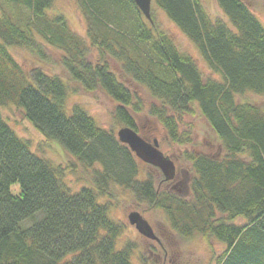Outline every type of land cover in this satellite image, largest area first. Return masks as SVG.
Wrapping results in <instances>:
<instances>
[{
    "label": "trees",
    "instance_id": "16d2710c",
    "mask_svg": "<svg viewBox=\"0 0 264 264\" xmlns=\"http://www.w3.org/2000/svg\"><path fill=\"white\" fill-rule=\"evenodd\" d=\"M54 2L0 0V264H134L133 244L117 247L123 227L111 217L114 188L164 210L177 235L199 233L224 244L217 264H264V26L250 2L217 0L225 17L213 19L203 0H153L151 27L134 0H83L97 23L121 30L129 19L132 27L131 34L119 32V40L88 30L95 61L63 14L47 15ZM154 7L220 78L204 76L159 28ZM19 8L32 21H21ZM143 43L148 50H139ZM22 48L37 60L28 73L12 54ZM49 50L63 52L67 81L44 65ZM108 55L126 78L147 89L148 112L172 143H191L181 122L196 111L219 142L217 154L183 152L190 165L188 195L156 189L151 176L141 179L139 159L117 135L84 106L68 104L71 82L89 93L100 89L116 103V119L139 133L134 114L144 103L111 69ZM10 105L75 163L94 169L88 184L73 191L64 180L66 167L32 151L3 114L1 107ZM71 161L67 167H76ZM158 183L169 182L162 176ZM28 218L35 219L29 226Z\"/></svg>",
    "mask_w": 264,
    "mask_h": 264
},
{
    "label": "rangeland",
    "instance_id": "374dc122",
    "mask_svg": "<svg viewBox=\"0 0 264 264\" xmlns=\"http://www.w3.org/2000/svg\"><path fill=\"white\" fill-rule=\"evenodd\" d=\"M247 1L250 2L251 9L255 12L264 26V0ZM203 3L213 19L225 17L217 0H203ZM18 11L21 15V21H32V16L27 9L19 8ZM112 11L116 13V10L113 9ZM46 13L50 18L58 14L64 15L73 33L80 41L85 43V45L87 44L92 49V53L89 51L90 53L87 55L90 61H95L98 58V50L95 47H91L88 30L99 35L100 38L108 36L111 40H119L120 35L118 33L122 30L131 34L132 27L129 19H124L122 21L123 28L121 30L118 29L115 24L105 25L97 23L95 18L88 13L87 6L83 3V0H55ZM117 14L122 16L121 12ZM154 15L159 28L174 40V43L182 52L192 56L196 60L200 69L204 72V76L213 75L215 79L220 78L218 74H213L206 66L204 59L201 58L195 45L161 9L154 7ZM148 22L152 27L154 22ZM120 42L123 44V41ZM148 46L149 44L143 43L140 45L139 50H148ZM47 52L48 64L44 65L67 81L66 73L60 65L63 52L60 50H49ZM12 54L18 64L27 73L30 72L33 67L38 66L36 64V58L26 49L13 50ZM106 59L115 74L133 92L137 93L144 103V111L139 114H134L139 134L144 139L146 137L150 142L157 139L160 144V150L169 156L176 165V178L172 182L160 185L158 182L163 176L161 170L142 162L138 158L140 178L146 179L151 176L157 180L155 184L156 189L159 187L161 191L169 189L179 194L188 195L190 193V165L184 159L183 152L185 150H195L217 154L220 147L219 142L214 138L210 127L199 112L196 111V114L193 115L185 114L181 122V131L189 133L191 136V143L184 145L172 143L163 126L148 112L152 100L147 89L135 83L133 80L126 78L122 74L119 62L110 55H108ZM70 87L71 90L67 100L69 105L77 103L84 106L100 126L113 131L116 135L121 127L126 126L116 119L114 115L116 103L106 93L100 89L89 93L85 91L81 85L74 82L70 83ZM257 99L259 101L262 100L259 98ZM1 109L15 132L22 138L30 141L32 151L49 159L54 164L66 167L64 180L73 191L88 184L94 172L93 168L75 163L69 153H67L60 144L56 141L45 140V137L25 119L23 112L18 107L10 105L8 107H1ZM194 109L196 110L197 108L194 106ZM70 159L72 160L71 165L73 166L76 164V167H67ZM18 187V184L13 185L12 191L17 192ZM113 197L114 203H112V208L110 209L111 217L123 227L117 238V247L122 248L126 243L133 244L134 251L131 256V261L134 264H217V257L221 255L224 244L215 238L209 242L199 233H194L186 238L177 235L173 231L171 222L164 210L153 208L147 203L139 204L128 190L123 191L114 188ZM133 211L140 212L148 220L156 235L161 239V244L156 240H152L140 234L135 226L131 225L128 216ZM34 221L35 219L28 218L25 221V225L29 226ZM25 222L23 221V223Z\"/></svg>",
    "mask_w": 264,
    "mask_h": 264
},
{
    "label": "water",
    "instance_id": "95a60500",
    "mask_svg": "<svg viewBox=\"0 0 264 264\" xmlns=\"http://www.w3.org/2000/svg\"><path fill=\"white\" fill-rule=\"evenodd\" d=\"M137 7L152 22L153 0H134ZM117 138L126 145L141 161L157 167L161 170L165 181H172L176 177V165L174 161L164 154L159 148V142L154 139L152 142L144 139L135 129L130 126L121 127L117 132ZM128 219L131 225L135 226L138 232L161 244V239L156 235L148 220L138 211L129 214Z\"/></svg>",
    "mask_w": 264,
    "mask_h": 264
},
{
    "label": "bare ground",
    "instance_id": "6f19581e",
    "mask_svg": "<svg viewBox=\"0 0 264 264\" xmlns=\"http://www.w3.org/2000/svg\"><path fill=\"white\" fill-rule=\"evenodd\" d=\"M118 132V131H117ZM160 146V145H159ZM136 156V155H135ZM137 157V156H136ZM138 158V157H137ZM143 162V161H142ZM157 168V167H156ZM159 169V168H158ZM176 178V177H175ZM173 181V180H172ZM172 181H167V182H172Z\"/></svg>",
    "mask_w": 264,
    "mask_h": 264
}]
</instances>
